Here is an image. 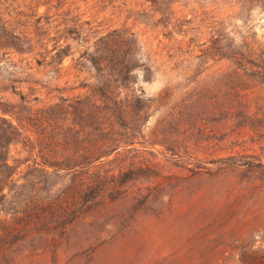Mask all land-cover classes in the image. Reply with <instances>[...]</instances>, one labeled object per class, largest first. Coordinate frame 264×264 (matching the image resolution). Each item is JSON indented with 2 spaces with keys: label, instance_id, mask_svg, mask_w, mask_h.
<instances>
[{
  "label": "rangeland",
  "instance_id": "374dc122",
  "mask_svg": "<svg viewBox=\"0 0 264 264\" xmlns=\"http://www.w3.org/2000/svg\"><path fill=\"white\" fill-rule=\"evenodd\" d=\"M1 24L18 38L0 43V119L19 182L79 162L96 136L72 108L113 110L99 89L144 108L103 113L117 150L95 169L126 176L115 197L48 232H16L4 204L0 264H264V0H0ZM92 58L130 68L127 86Z\"/></svg>",
  "mask_w": 264,
  "mask_h": 264
},
{
  "label": "trees",
  "instance_id": "16d2710c",
  "mask_svg": "<svg viewBox=\"0 0 264 264\" xmlns=\"http://www.w3.org/2000/svg\"><path fill=\"white\" fill-rule=\"evenodd\" d=\"M13 40L18 41V38L7 31L5 24H1L0 43L6 47L15 48L16 43ZM106 42H108L106 45L116 46L112 39H108ZM106 50L113 57L115 53L117 54L116 50L108 48ZM95 60L92 58L91 62L97 65L100 72L106 70L107 76L112 82H118L117 84L123 88L127 86L130 80V68L118 69L116 66L109 65L108 62L105 64V60L99 63L94 62ZM97 93L101 99L114 98L117 100L113 102L114 108L110 112L106 107L93 106L87 101L78 103L76 109L72 108L73 112L76 111L82 116L85 122L84 127L92 130L96 136V139L92 140L94 143L88 142L90 148L79 157V162H76L75 159H72L73 161L66 159L68 162L65 168H60L57 164H44L40 168H32L25 173L22 182L14 179L15 167L9 164L6 156V147L14 137V128L0 119V212L5 209L4 204L12 207V214L16 216L17 220L16 232L29 227H33L36 231H61L67 224L84 213L89 204L96 206L104 196L113 199L117 194L116 189L126 176H115L113 173L108 174L95 169V164L99 163L101 158L107 156L109 152L117 150V148L110 151L104 150L114 145L116 140L106 138L110 134L109 132H106V135H103L102 131L100 132V126L106 119L103 113L109 114L111 117L108 118L116 121L118 113L120 116L124 113L129 117L132 107L140 112L144 106L139 97L133 98L130 106H123V102L126 103L127 99H118L121 92L113 90L111 86L99 89ZM102 130L107 131L106 127H103ZM88 137H90L89 130ZM100 143L101 145L98 146ZM71 162L72 164H70ZM63 171L71 174L67 185L60 196L50 198L49 191L53 179L58 177L57 173ZM39 192L44 196H39Z\"/></svg>",
  "mask_w": 264,
  "mask_h": 264
}]
</instances>
